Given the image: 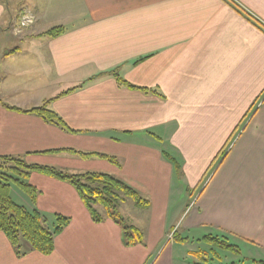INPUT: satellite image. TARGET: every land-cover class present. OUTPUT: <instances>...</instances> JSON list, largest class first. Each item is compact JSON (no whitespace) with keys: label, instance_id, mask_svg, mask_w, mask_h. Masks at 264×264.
Segmentation results:
<instances>
[{"label":"crops","instance_id":"crops-1","mask_svg":"<svg viewBox=\"0 0 264 264\" xmlns=\"http://www.w3.org/2000/svg\"><path fill=\"white\" fill-rule=\"evenodd\" d=\"M24 9L37 17L27 36L17 20ZM6 22L18 39L3 36ZM58 25L63 34H44ZM114 72L159 93L123 86ZM49 99L78 133L5 106ZM170 145L183 160L179 180L162 154ZM66 149L116 156L121 166ZM2 155L114 174L151 206L134 223L144 244L127 246L115 221H93L72 184L34 172L38 208L71 222L48 255L21 256L0 232V264H194V250L176 247L207 234L247 247L246 258L225 264H264V0H0ZM178 187L198 192L180 207Z\"/></svg>","mask_w":264,"mask_h":264},{"label":"trees","instance_id":"trees-1","mask_svg":"<svg viewBox=\"0 0 264 264\" xmlns=\"http://www.w3.org/2000/svg\"><path fill=\"white\" fill-rule=\"evenodd\" d=\"M233 5L240 12L244 11H242V8L238 4L234 3ZM65 31V26L58 25L48 29L44 34L57 37ZM114 75L117 82L123 86L145 92L159 93L156 89L131 84L117 72H114ZM73 89L65 91L60 95L66 94ZM53 99H49L42 105L29 109L9 106L8 104H5V106L12 110L36 114L46 122L55 124L65 131L78 133V130L71 128L58 113L48 106L49 102ZM156 138L162 141V138L158 136ZM66 150L79 154L83 158L98 157L121 166L116 156L100 152L87 153L75 149ZM227 150L229 149L227 148ZM227 150L222 148L215 161L219 155L225 156L228 152ZM59 151L62 150L46 151V153ZM162 154L172 164L173 175L179 180L182 175L183 160L171 145L162 147ZM34 172L72 184L78 191L93 221L97 223L104 222L107 219L115 221L122 229L123 242L127 246L144 244V231L134 224L132 220L126 218L121 212V208L127 203L128 198H132L135 201V205L140 209L150 208L151 201L122 178L100 171L72 173L51 165L29 163L24 156L2 155L0 156V232H3L7 236L17 254L22 256L32 250L39 251L45 255L51 254L55 250L56 237L71 222V217L69 216L63 214L47 216L46 213L38 208L40 190L30 183V176ZM16 191L23 193L24 200L20 196L23 201L19 200L18 195H15ZM173 237L180 239V241L187 240V238H181L177 230L173 232ZM199 240L218 248L239 252V246L232 243L226 235L207 234ZM192 253L198 258L194 264H214L211 263V256L209 258L205 257L208 253L207 251L201 250ZM213 253L219 256V253L215 249H213Z\"/></svg>","mask_w":264,"mask_h":264},{"label":"rangeland","instance_id":"rangeland-1","mask_svg":"<svg viewBox=\"0 0 264 264\" xmlns=\"http://www.w3.org/2000/svg\"><path fill=\"white\" fill-rule=\"evenodd\" d=\"M20 9H21V7H17L16 10H15V12H18ZM26 10L33 12L31 9H24V10H21V12L22 11L24 12ZM21 12H19V14L17 15L18 18L20 17ZM8 15H9V13H8ZM36 19H37V17H36ZM32 25L33 24H31L30 26H32ZM4 30H5V33H4L3 36L6 37L8 40H10V38H15V39H18L19 38L16 35H14L13 29L8 26V22L5 23ZM29 31H30V29H28V28H22V32H26V33H23L24 36H27L29 34ZM14 42L19 45V43L17 41H14ZM22 44H23V42L21 41V45ZM250 116H251V113L249 114L248 117H250ZM246 125H247V122H245V124L243 125V128ZM240 129H241V127H240ZM240 129L235 134V136L233 137V139L236 136L239 135ZM232 140L230 141V143L235 142V141H232ZM229 144L226 146L225 150H227V148H229L231 146V144L230 145ZM223 158H224V156H222V154L219 155L218 159L215 161L213 173H214L215 169L219 166V164L221 163V161L223 160ZM179 187H180V185H179ZM179 187L178 188H175V190H174V198L176 200V203L179 202L181 204L180 207H183L184 202L186 201V199H188V197H190V194L192 193V190L189 191V194H187V189L180 188L181 191H179ZM194 191L195 192L193 193V196L190 197L191 199H193L194 196H196V193L198 192V189L197 190H194ZM15 195H18L19 196V200L23 201L22 199H24V195H23V193L21 191H16L15 192ZM20 196H21L22 199L20 198ZM138 210H140V211H142V212H144L146 214V211H144L143 209L138 208L135 205V201L132 198H128L127 199V203L124 204L122 206V208H121V212L123 213V215L126 218L131 219L133 223L139 221V217L141 216V215H139L137 213ZM182 226L183 225H182V221H181L180 224L177 226V229H180ZM182 232L183 231L181 229L180 230V234ZM172 236H173V233H172ZM171 238L169 239L170 244L174 242V238L173 239H171ZM192 240H193V242H192ZM187 249H192L195 252H198V251H201V250L207 251L208 253H207V255H205V257L209 258L211 256L212 263H214V264H219V263L225 264L226 262H229V261H236V259L243 260V258H246L247 254H248L247 247L246 248H244L243 246L240 247L239 252L238 251H232V250H229V249L227 250V249H222V248L215 247V246L210 245V244H208V243H206V242H204L202 240H199V238L191 239L187 244H185V245H177V247H176V250H177V252L179 254H181L182 252L186 251ZM213 249H215L219 253V256L213 253ZM193 259H194L193 257L192 258L190 257V260H191L192 263L194 262ZM197 260H198V258L196 257L195 262Z\"/></svg>","mask_w":264,"mask_h":264},{"label":"built area","instance_id":"built-area-1","mask_svg":"<svg viewBox=\"0 0 264 264\" xmlns=\"http://www.w3.org/2000/svg\"><path fill=\"white\" fill-rule=\"evenodd\" d=\"M36 21V15L31 11H22L20 17L18 18V23L21 28H26Z\"/></svg>","mask_w":264,"mask_h":264},{"label":"bare ground","instance_id":"bare-ground-1","mask_svg":"<svg viewBox=\"0 0 264 264\" xmlns=\"http://www.w3.org/2000/svg\"><path fill=\"white\" fill-rule=\"evenodd\" d=\"M34 24V23H33Z\"/></svg>","mask_w":264,"mask_h":264}]
</instances>
